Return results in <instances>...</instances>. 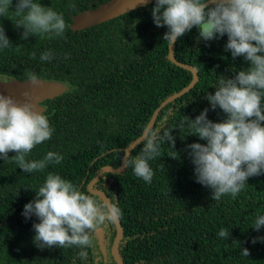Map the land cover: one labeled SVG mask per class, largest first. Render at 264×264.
I'll return each mask as SVG.
<instances>
[{
	"label": "trees",
	"instance_id": "obj_1",
	"mask_svg": "<svg viewBox=\"0 0 264 264\" xmlns=\"http://www.w3.org/2000/svg\"><path fill=\"white\" fill-rule=\"evenodd\" d=\"M107 1L37 0L63 14L68 25L62 36L52 38L38 34L22 39L23 28L16 27L14 13L0 16L12 42L0 49V76L25 80L32 72L73 86L43 102L54 131L51 139L36 145L26 157L40 160L53 151L62 156L61 162L25 173L11 158L14 152L0 159V264H118L112 253L116 223L106 224V252L96 232L87 249L40 248L33 239L38 218L22 215L49 173L93 194L91 180L107 165L121 166L126 148L143 134L160 104L193 79L190 69L170 58V43L163 40L168 29L153 21L155 0L86 29L71 28L73 15ZM198 37L194 27L174 44V56L197 68L198 81L163 107L154 121L153 127L160 131L173 129L175 146L164 141L160 156L149 161L152 182L135 176L126 165L119 172H105L94 185L120 209L124 235L119 253L125 264H264V242H252L264 236V226L259 231L252 227L257 216L264 215V172L249 177L235 198L227 194L215 201L212 190L196 181L187 148L206 141L191 135L186 123L180 127L185 116L195 119L205 108L210 120L226 119L218 106L211 108L206 96L214 94V86L224 76L234 77L248 66L242 56L233 59L225 50L226 34L210 41ZM47 51L53 58L41 61ZM142 148L143 140L129 158ZM221 228L230 233L227 239L218 235ZM242 248L249 249L248 257L241 255ZM81 250L87 251L86 260L79 258Z\"/></svg>",
	"mask_w": 264,
	"mask_h": 264
},
{
	"label": "clouds",
	"instance_id": "obj_2",
	"mask_svg": "<svg viewBox=\"0 0 264 264\" xmlns=\"http://www.w3.org/2000/svg\"><path fill=\"white\" fill-rule=\"evenodd\" d=\"M12 5L13 0H0V16L9 17L10 10L14 13L18 18L16 27L23 28L22 39L38 34L59 37L68 27L63 14L37 0H16L14 10ZM151 12L157 27H167L163 40L170 45L195 27L199 30L198 39L204 41L226 34L225 50L231 52L233 59L242 56L248 62L247 70L242 69L231 78L224 76L214 86V94L206 96L211 108L218 106L226 119L210 120L209 109L205 108L195 119L185 116L180 124L183 127L186 123L191 135L206 141L187 145L196 181L212 190L215 201L227 194L235 198L249 177L264 172V0H155ZM11 45L0 25V49ZM52 58L50 51L40 56L41 61ZM26 81L36 84L39 78L29 72ZM22 95L25 99L20 103L13 96L0 93V159H8V153L14 152L11 158L19 168L32 173L49 164H59L62 156L49 151L43 159H26L36 145L51 139L54 129L48 117L33 104L31 92L25 90ZM160 129L145 126L141 152L126 161L135 176L147 183L154 176L149 161L160 156L161 144L167 141L173 149L175 146L173 129ZM35 193L36 197L24 205L22 215L26 219L33 215L38 218L39 222L33 224V239L40 248H90L92 234L106 224L116 223L120 216L116 204L79 190L58 174L49 173ZM262 226L264 215H258L252 227L259 231ZM229 234L224 228L218 233L226 239ZM257 239L264 242V236L253 238L252 242ZM78 255L86 260L88 253L81 250ZM241 255L248 257L249 249L242 248Z\"/></svg>",
	"mask_w": 264,
	"mask_h": 264
},
{
	"label": "water",
	"instance_id": "obj_3",
	"mask_svg": "<svg viewBox=\"0 0 264 264\" xmlns=\"http://www.w3.org/2000/svg\"><path fill=\"white\" fill-rule=\"evenodd\" d=\"M153 1L154 0H109L103 4H100L98 7L94 9H85L82 12L73 15L71 28L75 31L83 30L88 27L116 18L127 12H130L131 10L148 5ZM174 44L170 45V58L177 64L190 69L193 72V79L188 86H186L181 91L173 94L172 96L168 97L160 104V106L156 109L155 113L153 114L148 124L151 126H153L154 121L156 120L159 112L162 110L163 107H165L172 100L176 99L177 97L189 91L198 81L197 68L179 62L174 56ZM0 78H2L0 79V93H3L4 95H11L14 97L15 100H17L20 103H23L25 98L23 97L22 92L28 90L32 94L33 104L36 106L38 111H41L43 113L45 111V106L43 105V102L45 100L51 99L55 96H58L62 93H65L73 89V86L68 81L47 80L38 77L39 82L36 84H32L31 82L26 81L27 79L20 80L16 77H10V76H0ZM142 140H143V134L138 139H136L130 146L126 148L125 156L121 166L113 167L107 165L104 168H102L100 172H98V174L89 183V189L91 193L97 194L102 199H106L111 202L110 198L102 190L96 189L94 185L105 172L107 171L119 172L123 170L127 165L126 161L129 159L131 151ZM116 228H117V232L112 246V253L118 264H125L123 259L120 257V253H119L120 242L124 235V230L119 218L116 222ZM105 230H106V225L102 226L98 231H96L98 235L100 247L104 252H106L104 246Z\"/></svg>",
	"mask_w": 264,
	"mask_h": 264
}]
</instances>
